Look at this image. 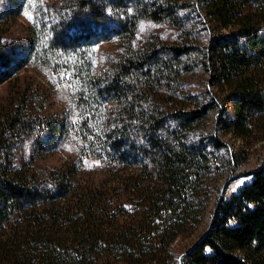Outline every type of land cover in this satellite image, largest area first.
I'll return each instance as SVG.
<instances>
[{
    "label": "trees",
    "instance_id": "16d2710c",
    "mask_svg": "<svg viewBox=\"0 0 264 264\" xmlns=\"http://www.w3.org/2000/svg\"><path fill=\"white\" fill-rule=\"evenodd\" d=\"M186 8L184 0H0V264H264L263 169L217 203L180 259L171 252L200 228L216 183L238 162L221 135L264 141V0L198 1L194 10L217 32L196 63L210 74L202 95L186 86L198 51ZM25 10L34 22L12 41L9 25ZM144 20L172 25L178 38L140 42ZM112 39L118 48L96 72L94 47ZM28 65L56 74L59 90L60 76L67 81L76 123L51 117L43 93L16 77ZM67 135L82 157L105 163L107 178L40 161Z\"/></svg>",
    "mask_w": 264,
    "mask_h": 264
},
{
    "label": "rangeland",
    "instance_id": "374dc122",
    "mask_svg": "<svg viewBox=\"0 0 264 264\" xmlns=\"http://www.w3.org/2000/svg\"><path fill=\"white\" fill-rule=\"evenodd\" d=\"M51 1V0H50ZM187 8L181 12V18L186 27L188 39L193 43L198 51L194 56V63H198L202 49L207 45L209 31L215 32V27L205 17L200 16L194 9L199 0H184ZM34 22V13L30 10H25L16 19L13 20L10 27V39L12 41H23L26 38L29 26ZM152 35H159L162 39L172 41L178 38V30L170 24H160L152 21L144 20L141 24L138 33V40L145 41ZM118 48L117 40L112 39L105 42H100L94 47V70L99 72L106 67L109 54ZM16 77L25 81L28 84H33L44 95L47 100L46 111L49 115L58 121H67L66 127L70 123L74 124L77 121L76 112L71 113L70 101L67 98L66 89L67 81L63 82V77L60 76V90L57 85L56 74L47 72L40 66L28 65ZM67 80L70 75L64 76ZM210 74L197 64L193 67L186 80L187 90L191 94L202 95L205 87L208 85ZM7 83L0 87V93L5 94ZM229 107V106H228ZM229 114L232 113L231 108H228ZM221 133V132H220ZM71 135V134H70ZM67 135L65 138L57 140L55 143L48 144L49 148L41 153L40 161L48 167H60L62 165H72L78 169L80 176L85 180H94L96 182L107 178L105 163L94 156H81L78 150L79 142ZM228 148L233 151L238 162H234L232 169L227 171L224 176L216 183L212 195V204L209 207V213L200 228L189 236L179 237L171 246V252L176 259L189 250L193 244L197 242L201 236L204 227L209 222V216L215 210L221 189L224 184L225 192L223 201L228 200L232 195L236 194L245 184L253 179V172L259 169L264 170V141L249 144L240 139L233 137L231 134L221 135ZM77 144V145H76ZM27 151L23 152L22 157L25 158ZM236 157V159H237ZM242 160V161H241Z\"/></svg>",
    "mask_w": 264,
    "mask_h": 264
},
{
    "label": "water",
    "instance_id": "95a60500",
    "mask_svg": "<svg viewBox=\"0 0 264 264\" xmlns=\"http://www.w3.org/2000/svg\"><path fill=\"white\" fill-rule=\"evenodd\" d=\"M225 185H226V184H224L223 187H222V189H221V193H220L219 198H218V205L220 204V202H221L222 199L224 198ZM217 207H218V206H217ZM217 207H216V209H215V211H214V213H213V215H212V217H211V220H210L209 225L212 224V221H213V219H214V217H215V214H216V212H217V210H218Z\"/></svg>",
    "mask_w": 264,
    "mask_h": 264
}]
</instances>
